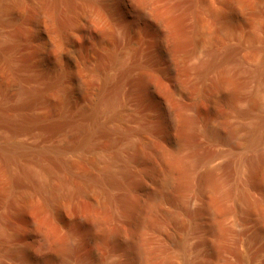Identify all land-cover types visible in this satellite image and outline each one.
I'll use <instances>...</instances> for the list:
<instances>
[{"label":"bare ground","instance_id":"6f19581e","mask_svg":"<svg viewBox=\"0 0 264 264\" xmlns=\"http://www.w3.org/2000/svg\"><path fill=\"white\" fill-rule=\"evenodd\" d=\"M215 1L206 29L172 0H0V264H46L18 242L39 223L41 253L59 235L48 264H163L119 253L197 167L215 230L227 191L210 166L264 180V44L248 43L264 41L262 0ZM144 179L159 186L145 199L127 181Z\"/></svg>","mask_w":264,"mask_h":264},{"label":"rangeland","instance_id":"374dc122","mask_svg":"<svg viewBox=\"0 0 264 264\" xmlns=\"http://www.w3.org/2000/svg\"><path fill=\"white\" fill-rule=\"evenodd\" d=\"M172 1L174 4H177L176 6L179 7V9H181L182 11L184 10L183 11L184 15L186 14L185 16H187L186 17L187 25L189 24L190 26H192L193 24L192 20L196 19L193 18L194 16L195 17L199 16L200 19L198 18L197 19L200 20L199 22H201L200 26H202V23H204L203 27L205 26L206 29H207V24L208 25L211 24L208 23L210 22V20L208 21V19H210L208 18L210 14L208 15L207 13L211 10L210 7H213V5H215L212 3L213 2L216 3L217 1L215 0L214 1L213 0H196V1L172 0ZM211 4L212 6H210ZM260 9L264 14V0H262ZM197 12L200 15L196 16L195 13ZM201 15L203 17L207 15L205 16L206 18H208L207 20L205 19L207 23L206 25L204 20L205 17L202 18ZM263 23H264V17H263ZM208 27L210 28L211 26ZM261 27H260L261 30L260 29L259 30L263 34L264 24H262ZM242 30L245 32L244 33L242 31L244 35L247 34L245 28L243 29L242 27ZM249 41H248L249 45L252 46H258L259 44L260 45L264 44L263 40L262 41L260 40L261 42L259 43L254 42L255 45L250 44ZM251 41L253 42L254 40ZM32 43L27 42L25 46L24 52L28 55L27 56L25 54L27 57H31L35 49V45L34 43L33 44ZM188 45L189 47H192L190 46L192 45V43L187 44V48L189 49ZM247 52L249 53V51H246V54H248ZM26 75L28 76L29 74ZM36 110L40 111L38 109ZM41 112L42 111H40L39 114ZM36 113L38 114V112ZM27 141L30 143V139L28 140L27 138ZM188 151L189 152L185 150L183 153L188 154L193 150L192 151L188 150ZM194 151H196L198 154L205 155L208 153L209 149L206 146H199L198 148L195 147ZM227 163L228 162L226 158H222L210 166V171L213 173L214 178L215 179L217 178V181L223 185L222 186L223 188L221 187L222 188L221 191L222 192L227 191L226 192L227 196L223 195L224 193L222 194L221 192L220 195H223V197H221L222 201L221 198L220 201H218L219 203L223 202L221 205L220 204L219 205L225 209L223 210L225 214L223 213L224 216H222L221 218L222 220L220 222L222 224L221 225L222 227H220L219 230L218 229L215 230V228L212 227V224L210 227L211 222H210V218L208 220L209 215L207 212H203L204 211L203 209L206 203L210 200L209 199L210 197L206 195H202L205 197L204 198L201 195H199L197 192L198 186L199 187L202 186V184H205V182L207 181V180H202L205 170L204 168L199 166L195 170L196 180H191V186L180 192L178 191V193L177 191H175L174 193H172L170 200L168 201L164 200L160 202L158 207L153 212L146 214V215L149 214L151 215L154 224L147 225L145 229H143V231L137 235V237L135 235L132 241H130L129 244H127L121 249L119 255L121 256L127 253V255H129L131 258L137 257L136 247L139 244L145 247L144 249H147L148 251H151L153 253L156 262H159L161 260L160 262L162 263L163 261L164 262L163 264H205L207 259H209L207 260L208 264H264V214L260 213V212H264L263 211L264 208L260 211L258 210H255L256 212L252 211L251 214V212H248L246 211V209H244L246 208L245 201H243L242 196H239L242 193L245 195L247 193V196L252 195V198L256 200L258 199L262 200V198H264L263 195L264 192L262 191L263 189L261 190L260 188H262L263 184L261 183L264 180H260L259 177L256 180H249L247 179L248 176L245 173L241 175L237 174L233 166L228 165ZM145 171L150 172V170L146 168ZM127 181L128 183H132L137 186L140 185L139 187L140 197L144 199L146 197H149V195L154 194L159 188L157 180L155 181V180L144 179V180H127ZM175 193L177 195L179 194V196L181 197L179 198L176 197L177 195ZM175 200H177L178 202ZM38 201H36L37 204H39ZM39 226H38L39 228L37 226L36 228L33 226V224H28V225L26 224L24 229H26L25 231H27L28 235L26 238H24V240L19 238L18 242L25 246L29 259L37 261L42 257H45L46 264H48L47 261L53 258V255L55 258V256L59 255L61 251L57 245L56 246L54 245L57 238L59 239V235L54 234L53 236L55 237L52 238L53 236L50 233H48L49 230H47L46 227V236H48L47 233L49 234V236H51L48 237V239L46 237V239L47 241H49L51 247L49 249H46V253H41V251H38L37 245L39 244L38 233H41V231L43 230L42 228L43 224L39 223ZM41 228L42 230H40ZM64 231L65 232L68 231L67 226L64 228ZM94 242L97 243L99 249L104 250L106 248L103 243L102 246V244L99 241L95 240ZM72 245L73 248L75 249L74 251L84 252L87 250V248L92 249L93 243H90L89 245L87 243V247H86L80 240H77L74 241ZM52 247H57V248H52ZM55 251L56 253L58 252V254H55ZM49 253L51 254L52 257L49 256L50 255ZM210 256H213L214 258L213 257L210 258ZM156 257L159 260H156ZM71 259L72 258L70 257L68 260ZM57 264H62V262H58Z\"/></svg>","mask_w":264,"mask_h":264}]
</instances>
